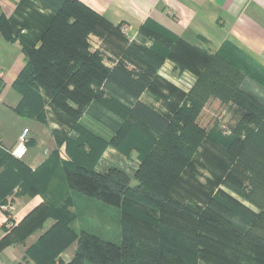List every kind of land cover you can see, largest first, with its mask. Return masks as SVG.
<instances>
[{"label": "trees", "instance_id": "obj_1", "mask_svg": "<svg viewBox=\"0 0 264 264\" xmlns=\"http://www.w3.org/2000/svg\"><path fill=\"white\" fill-rule=\"evenodd\" d=\"M33 3L48 12L39 13ZM13 16L6 17L0 6V36L8 43L19 41L25 59L11 85L20 98L13 111L42 125L55 120L65 125L64 120L77 137L65 138L53 130L55 150L33 172L0 149V205L9 196L42 199L4 231L0 252L39 233L17 264H195L197 260L264 264V235L254 231L260 215L264 222V103L241 88L246 73L239 66L224 52L208 54L159 27L142 25L138 33L152 47L132 44L127 55H138L135 62H143L152 77L166 59L173 60L180 71L194 73V84L183 94L157 80L149 81L150 76H140L143 69L138 68L136 75L120 62L106 66L101 55L91 50L89 35L102 36L101 31L120 28L78 0H20ZM105 84L129 98L130 105L105 97ZM147 91L161 97L167 91L173 99L179 94L177 100L183 105L175 104L171 116L165 115L140 100ZM211 100L235 106L240 112V130L243 124L255 127L245 130L243 139L236 136L227 143L234 162L247 173L245 185L241 177L231 175L219 184L253 205L258 214L220 190L222 202L203 195L202 207L192 201L188 202L193 207H188L172 197L190 163L192 147L208 137L210 131L197 120ZM93 105L116 119L109 140L80 123ZM49 115L53 120L49 121ZM61 146L68 161L59 158ZM109 147L121 154L128 150L139 154L133 174L136 185L131 186L130 177L119 168L97 170ZM52 186L64 191L63 198L48 197ZM74 195L120 210V242L73 227ZM49 221L52 224L47 227ZM73 243V257L62 262L60 255Z\"/></svg>", "mask_w": 264, "mask_h": 264}, {"label": "crops", "instance_id": "obj_2", "mask_svg": "<svg viewBox=\"0 0 264 264\" xmlns=\"http://www.w3.org/2000/svg\"><path fill=\"white\" fill-rule=\"evenodd\" d=\"M78 1L114 27L119 26L127 37L136 43L147 44L140 37L138 29L144 24H149L208 54L224 52L246 73L244 81L249 80L252 88H260L264 94V0ZM18 2L19 0H0V6L5 10L2 12L6 17L12 14ZM0 56V149L11 156L23 131L27 130L25 136L28 140L27 153L20 161L30 171H38L55 150L52 133L54 123L42 125L33 120L23 119L13 111L20 98L11 85L24 66L25 59L17 43H8L1 36ZM259 97L262 96L258 95ZM51 177H55L53 172ZM49 192V198L52 193L56 195L55 186H52ZM11 201L15 211L13 222L17 224L42 199L40 196L33 198L13 196ZM1 216L0 213V221ZM51 224L49 221L46 226L49 227ZM74 225L75 222L73 227L78 229ZM3 235L4 233L0 232V237ZM38 237L39 233H36L23 244H14L2 250L0 264L21 263L24 251ZM75 250L76 243L68 259L63 257L65 251L60 255L62 262L68 263Z\"/></svg>", "mask_w": 264, "mask_h": 264}, {"label": "rangeland", "instance_id": "obj_3", "mask_svg": "<svg viewBox=\"0 0 264 264\" xmlns=\"http://www.w3.org/2000/svg\"><path fill=\"white\" fill-rule=\"evenodd\" d=\"M33 4L35 9L38 8V12H48L45 11L44 6H40V4L37 3ZM17 5L9 17L13 16ZM2 11L5 12L4 9ZM25 12L28 13V11ZM16 18L19 19L18 16ZM101 34L102 36H96L93 34L89 35L88 41L91 50H95L101 55L106 66L111 67L113 64L120 62L129 71H132L136 75L139 74L138 68L140 71L143 69L144 72L141 73V71L140 76H150V78H148L149 81L156 83L159 81L163 84V86L164 84L169 85L183 94L187 93L185 92L184 85H182L179 81L182 80L181 78L183 76L187 75L195 78L194 73L189 70L180 71L173 60L166 59L164 63H162V65L156 70V74L152 77L149 71L144 68L142 60L141 62L143 65L135 62L136 60L134 58L136 55H127V50L132 44H136L137 46L140 44L136 43L135 41H131L127 37L126 33H124L121 29L116 32L101 31L100 35ZM15 43L20 46L19 41ZM142 46L147 49L152 47L151 42L142 44ZM137 57L138 55L136 56V59H139V57ZM146 60L148 61L149 58L146 57ZM250 85L251 82L249 80H245L241 87L243 90L254 94L256 97H258V95L262 96L259 97V99L262 101V103H264V94L261 89L255 87L252 88ZM102 93L105 97L116 99L120 104L125 106H129L132 102L120 91L108 84L103 86ZM162 95L164 97L156 96L147 91L141 96V101L168 116H171L170 110L175 106V104L178 107L183 105L180 100H177V97L180 96L179 94L174 95L176 99L167 97V91H162ZM85 113L86 114H84L80 120L82 125L86 126L90 130L95 131L97 135L105 140H109L114 136L112 128L116 122V119L110 113L95 105H93L90 109H87ZM48 117L49 121L53 120L50 115ZM239 120L240 112L235 108L234 105H221L219 102L211 100L205 106L199 115L197 122L200 127L210 132L207 135L208 137L203 138V141L198 146L192 147L193 152L191 153L190 163L188 167L183 170L180 182L174 190L175 193L172 194V197L176 201L182 203L185 206L193 207V205L188 202L192 201L198 207H202L205 203V198L203 195H210L222 202L223 200L217 193V191L220 190L241 204L245 209L253 211L256 214L259 213V211L253 205L249 204L219 184V180L221 178L228 177L229 175L239 178L241 177V179L244 181V185L246 183V180L243 177H245L247 173L234 162V158L227 151V143L233 140L234 137L237 136L243 139L246 137L245 130H248L249 128L255 129L254 125L252 124H243L245 128L240 130ZM63 124L65 125H60L55 120L54 130L57 134L61 133L60 135L64 136L65 138L77 137V134L73 130V127L70 125V123L67 124L63 120ZM58 153L60 154L61 161L69 160L66 153L64 152L63 146L59 148ZM138 158L139 154L134 150H128L126 153L121 154L114 148L109 147L103 152L101 159L98 162L97 170L99 172H105L111 167L119 168L130 177V185L134 186L136 185V181L133 179V174L139 166ZM12 193V195H14V191ZM63 194L64 191L58 189L56 195L52 193V197L59 200L63 198ZM12 197L13 196L7 197L6 202L0 205V207H13V201H11ZM73 199L74 204L71 207V212L76 216L74 226H76L78 229L86 230L92 234L104 236L102 238H107L113 243L120 242L119 209L108 207L94 200L84 198L80 195H74ZM238 212L241 213L240 211ZM0 213L2 215V220L0 221V232L4 233V231L9 230V228L13 225L15 211L6 209L3 210L0 208ZM243 213L245 214L244 210ZM238 219L239 222H241V225L245 224L244 219ZM261 219L262 215H260V220L255 221L257 226L254 228V231L260 235H264V222L262 223ZM74 249L75 243L71 244L65 250L63 253L64 259H68V257L73 253ZM195 264L205 263L197 260Z\"/></svg>", "mask_w": 264, "mask_h": 264}, {"label": "built area", "instance_id": "obj_4", "mask_svg": "<svg viewBox=\"0 0 264 264\" xmlns=\"http://www.w3.org/2000/svg\"><path fill=\"white\" fill-rule=\"evenodd\" d=\"M181 79L182 80L179 82L182 85H184L185 92H187L192 87V85L194 84L195 78L187 75V76H183ZM26 133H27V130H24L22 135L19 138V143L16 145V147L11 152V156L17 160H22L27 153L28 140L25 137ZM0 208L3 210H5V209L6 210H13L12 206H7V207L1 206Z\"/></svg>", "mask_w": 264, "mask_h": 264}]
</instances>
